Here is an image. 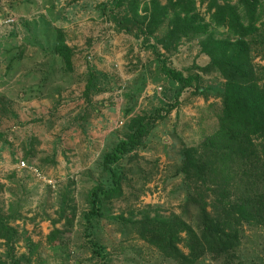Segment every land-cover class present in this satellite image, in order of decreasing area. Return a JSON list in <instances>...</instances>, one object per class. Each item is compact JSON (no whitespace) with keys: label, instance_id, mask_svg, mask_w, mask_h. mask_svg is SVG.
<instances>
[{"label":"rangeland","instance_id":"1","mask_svg":"<svg viewBox=\"0 0 264 264\" xmlns=\"http://www.w3.org/2000/svg\"><path fill=\"white\" fill-rule=\"evenodd\" d=\"M132 2L113 8L112 0H0V214L15 230L10 242L0 239V264H176L140 238L138 221L145 214L178 216L197 229L179 169L184 150L217 129L225 80L210 67L200 39L159 43L167 21L152 34L119 28L115 18L149 13L151 0ZM211 31L227 36L225 29ZM58 33L74 50L71 71L53 53ZM249 43L264 84V26ZM162 65L193 84L179 90ZM143 115L154 118L144 145L111 164L125 175L122 195L105 200L93 221L102 259L85 236L88 193L111 186L104 156ZM236 254L232 264H264V227L243 225ZM195 264L222 262L205 255Z\"/></svg>","mask_w":264,"mask_h":264},{"label":"trees","instance_id":"2","mask_svg":"<svg viewBox=\"0 0 264 264\" xmlns=\"http://www.w3.org/2000/svg\"><path fill=\"white\" fill-rule=\"evenodd\" d=\"M198 2L205 6L208 21L200 16L196 0H166L165 5L151 0L148 14L140 16L134 11L131 17L115 18L119 28L143 34H152L167 21L165 37L159 42L166 48L182 38L200 39L201 51L210 58V67L225 80L217 129L197 146L184 150L179 169L190 185L186 203L196 210L197 229L178 216L145 214L138 221L139 236L176 264H195L205 255L222 264H232L238 258L243 225L264 227V84H260L252 64L249 43V38L264 26V0ZM132 3L112 0L113 8ZM212 28L225 29L227 36L217 38ZM152 48L160 59L156 47ZM53 53L68 71L72 70L74 50L63 33H58ZM161 72L180 84L179 90L194 82L193 77H185L166 65H162ZM93 80L91 74L85 97L90 98L95 89ZM153 120L149 115L131 119L125 139L104 156L111 186L97 184L88 193L90 209L85 216V236L94 247V255L102 259L105 253L92 240L93 221L100 216L105 200L122 195L125 181L124 173L111 164L144 145ZM13 233L15 230L0 214V239L10 242ZM179 244L187 249L186 253Z\"/></svg>","mask_w":264,"mask_h":264},{"label":"built area","instance_id":"3","mask_svg":"<svg viewBox=\"0 0 264 264\" xmlns=\"http://www.w3.org/2000/svg\"><path fill=\"white\" fill-rule=\"evenodd\" d=\"M20 164H21V167H22V168H28V169H31L32 172H33L38 178H40V179L46 181L47 183L52 184V183L54 182V181H52V180H50V179H47L44 175H42V174L38 171V169H37L36 167H29V166H27V165L25 164L24 161H21Z\"/></svg>","mask_w":264,"mask_h":264}]
</instances>
